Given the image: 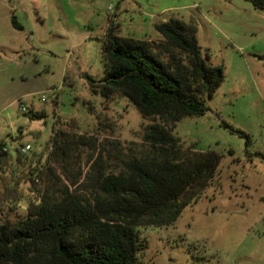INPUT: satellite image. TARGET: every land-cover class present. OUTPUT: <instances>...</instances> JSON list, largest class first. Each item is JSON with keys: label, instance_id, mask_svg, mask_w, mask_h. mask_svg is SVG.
<instances>
[{"label": "rangeland", "instance_id": "1", "mask_svg": "<svg viewBox=\"0 0 264 264\" xmlns=\"http://www.w3.org/2000/svg\"><path fill=\"white\" fill-rule=\"evenodd\" d=\"M171 18L194 20L203 52L225 72L207 113L184 117L175 134L223 157L174 225L140 228L141 260L264 264V9L248 0H0V143L45 152L55 127L96 134L113 152L112 142L126 153L141 148L151 120L128 98L95 91L105 75L103 41L111 23L122 37L160 39L156 23ZM37 111L47 116L31 117ZM89 153L83 148V163ZM0 173V223L16 221L26 212L13 202L29 185Z\"/></svg>", "mask_w": 264, "mask_h": 264}, {"label": "trees", "instance_id": "2", "mask_svg": "<svg viewBox=\"0 0 264 264\" xmlns=\"http://www.w3.org/2000/svg\"><path fill=\"white\" fill-rule=\"evenodd\" d=\"M248 1L264 9V0ZM12 22L23 29L15 15ZM155 27L162 38L138 40L120 36L111 23L103 83L95 86L105 99L128 98L151 120L141 148L126 153L112 142L113 152L96 134L55 127L45 152L30 156L22 151L28 144L13 152L0 143V171L14 186L29 185L13 202L26 213L0 223V264H145L140 228L174 225L215 180L223 154L187 145L175 128L184 117L207 113L224 68L203 52L194 20ZM83 148L90 150L85 163Z\"/></svg>", "mask_w": 264, "mask_h": 264}, {"label": "built area", "instance_id": "3", "mask_svg": "<svg viewBox=\"0 0 264 264\" xmlns=\"http://www.w3.org/2000/svg\"><path fill=\"white\" fill-rule=\"evenodd\" d=\"M22 110L23 111H27V108L25 107V105H22ZM30 149V145L28 144L27 146H25L22 150L23 152H28V150Z\"/></svg>", "mask_w": 264, "mask_h": 264}]
</instances>
